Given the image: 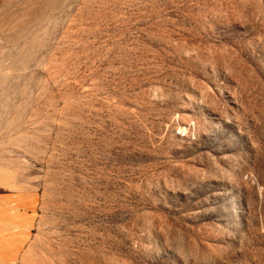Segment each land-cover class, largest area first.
I'll use <instances>...</instances> for the list:
<instances>
[{
	"label": "rangeland",
	"instance_id": "374dc122",
	"mask_svg": "<svg viewBox=\"0 0 264 264\" xmlns=\"http://www.w3.org/2000/svg\"><path fill=\"white\" fill-rule=\"evenodd\" d=\"M0 250L264 264V0H0Z\"/></svg>",
	"mask_w": 264,
	"mask_h": 264
},
{
	"label": "crops",
	"instance_id": "0c3cea01",
	"mask_svg": "<svg viewBox=\"0 0 264 264\" xmlns=\"http://www.w3.org/2000/svg\"><path fill=\"white\" fill-rule=\"evenodd\" d=\"M16 244V248L18 247V241L14 240V245ZM11 246H13V242H11ZM3 251L0 250V264H11V261L8 259V255L2 253Z\"/></svg>",
	"mask_w": 264,
	"mask_h": 264
}]
</instances>
